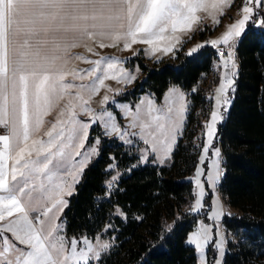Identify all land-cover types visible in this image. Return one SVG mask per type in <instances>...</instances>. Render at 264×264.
<instances>
[{
  "label": "snow or ice",
  "instance_id": "snow-or-ice-1",
  "mask_svg": "<svg viewBox=\"0 0 264 264\" xmlns=\"http://www.w3.org/2000/svg\"><path fill=\"white\" fill-rule=\"evenodd\" d=\"M230 3L231 0H0V126L5 129L0 133V264H100L102 254L112 246V240L102 238L101 233H112L115 226L109 219L91 238L84 233L68 237L66 219H60L69 203L66 197L75 191L92 157L99 154L102 138L115 136L133 146L142 143L138 161L164 164L181 134L186 101L176 86L167 89L160 103L151 93L134 104L116 101L108 92L118 93L121 89L106 81L128 84L135 79V73L124 67L123 58L100 55L95 45L104 48L121 44L123 49H130L141 42L148 46V54L163 55L172 52L181 34L191 31L202 19L200 11L208 12L219 23L216 10L223 14L224 5ZM255 5L261 9L258 18L253 19V0H244L238 9L241 17L222 35L188 49V54L197 58L203 45L216 46L219 62L225 69L229 65L232 69V75L222 74L210 118L204 122L200 165L210 150L213 155L206 173L199 165L195 169L196 198L191 211L204 207L205 180L214 190L222 175L221 149L213 141L217 123L224 119L221 108L231 103L227 94L237 70L236 39L247 35L246 28L255 34L256 26H260L264 37V0H255ZM250 19L253 24L248 27ZM78 45L93 55L69 56V50ZM77 60L85 61L89 67L77 68ZM69 76L71 81L66 79ZM102 88L107 91L97 110L91 101ZM61 100L65 105L57 119L41 134L44 117ZM111 109L130 117L126 126L118 122ZM79 113L88 119H81ZM93 123L102 131L85 147ZM150 156L157 158L150 160ZM107 167L116 172L106 182L111 189L118 186V171L112 163ZM213 203L215 207L209 206V214L219 221L223 206L218 199ZM114 208L118 219H127L119 205ZM211 228L201 222L188 234L199 264H207L205 246ZM215 243L219 257H223L224 237L221 235ZM213 261L221 264L216 256Z\"/></svg>",
  "mask_w": 264,
  "mask_h": 264
},
{
  "label": "trees",
  "instance_id": "trees-1",
  "mask_svg": "<svg viewBox=\"0 0 264 264\" xmlns=\"http://www.w3.org/2000/svg\"><path fill=\"white\" fill-rule=\"evenodd\" d=\"M243 2L234 0L233 5ZM259 29L256 26L253 34L247 28L236 48L232 102L213 142L221 149L218 192L228 210L221 220L228 239L223 264H264V37ZM200 53L189 57L181 49L171 58L142 64L145 79L121 97L135 103L151 93L161 102L171 86L193 91L171 157L164 164L140 162V147L102 138L98 156L68 198L61 217L66 219L68 237L84 233L91 238L109 219L115 226L114 232L105 234L116 244L102 254L100 264H198L196 250L188 244V234L204 216L190 210L195 200L193 177L205 141L204 122L210 118L220 80L206 81L219 60L217 51L206 47ZM110 163L116 165L118 186L108 189L106 182L116 174L107 167ZM116 205L127 219L117 218Z\"/></svg>",
  "mask_w": 264,
  "mask_h": 264
},
{
  "label": "rangeland",
  "instance_id": "rangeland-1",
  "mask_svg": "<svg viewBox=\"0 0 264 264\" xmlns=\"http://www.w3.org/2000/svg\"><path fill=\"white\" fill-rule=\"evenodd\" d=\"M233 1L234 0H231L230 6L227 5V4L224 5L223 14H221L219 10H216V15H217V17L219 19V23H216L212 19V16L209 15L208 12L200 11L198 14L202 17V19L195 25V27L191 31H187V32H184V33L181 34V39L179 41V43L181 45H178L179 44L178 43L177 46L173 49L172 52H169V53H166V54H163V55H161L160 53H156L154 55H151V54H148L147 51H146L148 46L143 44V43H141V42H137V43L133 44L132 48H130V49H123L122 47L118 48V46H115L113 48H110L108 50V53H106V54H102L101 50H97L96 49V51L100 55H104V56L115 55L117 57L123 58L124 59V67L127 68L129 71L135 73V79L131 83H128V84H123V83L117 84L116 81H113L111 79L107 80L106 83L110 84L113 88L119 87L121 89V91L118 92V93L117 92H108V94L111 97H113L118 102L134 104V102L132 101V98L126 100V99H123L121 97L126 95L130 91L134 90L135 87H136V83L137 82L143 81L145 79V75H144V70L142 68V64L158 63V62H160V61H162L164 59H168V58L173 57L175 55V53L177 51H180L181 49H184V52L189 57L194 56L195 54H193V55H189L188 54V49L189 48H192L195 44H197L199 42L209 41V40L218 38L227 29L228 25H230L236 19H239L241 17L242 13L240 11H238V9L241 8L242 3L233 5L234 4ZM253 6H254V9H255L254 10V13H255L256 12V8H258V6L255 5V0H253ZM254 13H253V15H254ZM253 19H254V16H253ZM252 22H253V20L250 19L247 22L248 26ZM246 30H247V28H246ZM242 36L236 39V42L234 44V51L236 50V48H237ZM140 45H143V47H139ZM206 47H209V48L217 51V47L216 46H213L211 44H205L199 50V52H201V50L206 48ZM234 54L236 55V53H234ZM137 67H138V70H137ZM237 71H238V68L236 70V74L233 76L234 81H235V78L237 76ZM225 72H228L230 75H232L231 65H229L228 69H225L223 67V65L219 62V60L215 61L213 69H212V72L206 77L207 83L209 81H212V82L215 81L216 82L218 78L221 80L222 74L225 73ZM67 80L71 81L72 77H70V79H67ZM220 80H219V83H220ZM75 82L76 83H81L80 80H76ZM83 82H87V81H83ZM233 87H234V85L231 88H229V91H228V94H227L228 98H229V100L231 102H232V99L230 98V91L232 90ZM177 88L185 94V101H186L185 108H186V111L184 113V119H183V122H182L181 134L178 135L176 143L173 145L171 153H170L168 158L171 157V154L173 153L178 140L182 136V133H183V130H184V126H185V123H186V118H187V115H188V112H189V104H190L189 103V96L193 92V91H191L190 93H187V92L183 91L182 89H180L179 87H177ZM75 90L76 89H71L70 91H75ZM106 91H107V89L102 88L101 91L95 97H93V99L91 101V106L93 108H96L97 110H99L102 107L100 105L99 101H100L101 97L105 94ZM146 94H149V93H146ZM146 94L141 95L140 98L142 96L146 95ZM65 99H67V98H65ZM158 103H160V102H158ZM111 104H112V101L110 100L109 101V105H111ZM64 105H65V101L61 100L44 117V124H43V126L41 128V134H43L46 131V129L48 127H50L51 123L54 122L57 119V117L59 115V112H60V109L62 107H64ZM230 105H231V103L228 104V105H225V106H223L221 108V112H222V115L224 116V118L229 113ZM111 110L116 112L118 122L121 124V121L119 120V117H121V120L123 121V123L121 125L122 126H126V122H127L128 119H130V117H123L120 114V111L117 110V109H111ZM79 115H80L81 119H88V117L84 113H79ZM223 121H224V119L217 123V129H218V125L221 124ZM94 131H97V132H95L93 134ZM98 131L101 132L102 129L97 127V125L95 123H93L90 126V133H89L88 141L85 144V147L88 146L89 140H90L91 137L94 138V136L99 135ZM92 134H93V136H92ZM112 137L115 138V136H112ZM214 139H215V137H214ZM136 146H138L140 148L144 147V145L142 143H137ZM212 155H213V153L210 150V152L208 154V157L205 158L204 163L202 165H200V162H199V164H198L199 166H201V167H203L205 169V173L207 172V170H209L211 168V160L209 159V157H211ZM96 156H98V155H94L92 157V159L95 158ZM155 158H157V157H154V156H150L149 157V159H155ZM91 160L89 161V163L91 162ZM221 168H222V163H221ZM221 176L218 179L217 187L214 190L211 189V186L206 182L205 177L204 176L201 177L202 180H205V190L206 191H205V196L203 198L204 207L202 209L198 210V211H192V213L194 215H199V214L200 215H204L202 218H199L198 224L195 227L194 231L200 226L201 222L207 223V224L212 226V228L210 229V239L208 240L207 245L205 246V255H206V259H207V264H214V261H213V257L214 256H216L218 259H220L221 260V264H223V260H224V257L226 255V252H227L228 239H227V237H226V235L224 233V229L222 227L221 220L224 217V215H226L228 213V210L224 206V203H223V201H222V199L220 197V194L218 192ZM194 177H195V175H194ZM194 177H193V185H194V194H195V198H196V191H195L196 185H195ZM80 179H81V177H80ZM80 179H79V181H80ZM79 181H78V183H79ZM78 183L75 184V190H76V186H77ZM74 193H75V191L72 193V195ZM71 196L66 197L67 200ZM216 199H218L220 201V203L222 204V206H223V215L221 216V219L219 221L214 220L212 218V216L209 214L210 211H211V208L209 206L211 205L212 207H215L213 201L216 200ZM193 204H194V202H193ZM66 207H67V205L64 207L63 212H64ZM192 207H193V205H192ZM63 212L60 213V219L62 217ZM101 235H102V238L110 239V238H106L105 232H103V234H101ZM221 235L224 237V241H225V245H224V247H225V255L223 257H219L218 248H217L216 243H215L217 240H219ZM111 240H112V246H111L110 249H112L115 246V244H116L115 238H111ZM232 240L235 241L236 238H234V236H233ZM188 244L194 247V245H192L189 241H188ZM197 260H198V264H199V255H198V253H197Z\"/></svg>",
  "mask_w": 264,
  "mask_h": 264
},
{
  "label": "crops",
  "instance_id": "crops-1",
  "mask_svg": "<svg viewBox=\"0 0 264 264\" xmlns=\"http://www.w3.org/2000/svg\"><path fill=\"white\" fill-rule=\"evenodd\" d=\"M234 2V1H233ZM90 43H94V42H90ZM178 45H181L180 43ZM116 46H118V48L122 47L121 44H117ZM96 49L97 50H101L102 51V54H106L108 53V50L110 48H113V46H106L104 48H99L98 45H95ZM115 47V46H114ZM139 47H143V45H140ZM236 51V50H235ZM234 51V53H236ZM69 56H76V55H86V56H92L93 54L92 53H89L87 51V49L83 46V45H78V46H75V47H72L70 50H69V53H68ZM75 66L77 68H87L89 67V64L86 63L85 61H81V60H77L75 61ZM71 76L67 77L66 79H70ZM82 82V81H81ZM5 129L3 128V126H0V133L4 132Z\"/></svg>",
  "mask_w": 264,
  "mask_h": 264
},
{
  "label": "built area",
  "instance_id": "built-area-1",
  "mask_svg": "<svg viewBox=\"0 0 264 264\" xmlns=\"http://www.w3.org/2000/svg\"><path fill=\"white\" fill-rule=\"evenodd\" d=\"M260 11H261V9H260V7H258V8H256V15H255V18H258L259 16H260ZM258 28H260V26H257ZM225 55H226V53H225Z\"/></svg>",
  "mask_w": 264,
  "mask_h": 264
}]
</instances>
